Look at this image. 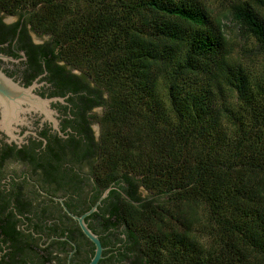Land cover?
<instances>
[{
    "label": "trees",
    "instance_id": "16d2710c",
    "mask_svg": "<svg viewBox=\"0 0 264 264\" xmlns=\"http://www.w3.org/2000/svg\"><path fill=\"white\" fill-rule=\"evenodd\" d=\"M0 10L49 35L53 57L104 106L92 115L97 142L86 127L83 143L97 195L110 188L88 216L102 221L94 232L134 237L155 264H264V0H231L219 16L204 0H0ZM223 18L243 52L262 56L258 72L233 58Z\"/></svg>",
    "mask_w": 264,
    "mask_h": 264
},
{
    "label": "flooded vegetation",
    "instance_id": "af4514ba",
    "mask_svg": "<svg viewBox=\"0 0 264 264\" xmlns=\"http://www.w3.org/2000/svg\"><path fill=\"white\" fill-rule=\"evenodd\" d=\"M49 39L32 30L24 15L0 10V71L19 86L35 83V95L52 99L56 120L54 127L42 114L26 112L22 122L11 121V138L1 129L0 105V264H89L95 253L71 214L88 211L108 189L97 195V176L83 154L85 128L97 142L100 124L92 115L102 114L104 106L94 103L95 95L82 94V82L93 83L53 57ZM67 73L78 74L75 83ZM86 96L93 104L85 110ZM90 214L84 218L88 227L102 226ZM102 229L92 230L102 246L96 264H155L136 248L134 237Z\"/></svg>",
    "mask_w": 264,
    "mask_h": 264
},
{
    "label": "water",
    "instance_id": "95a60500",
    "mask_svg": "<svg viewBox=\"0 0 264 264\" xmlns=\"http://www.w3.org/2000/svg\"><path fill=\"white\" fill-rule=\"evenodd\" d=\"M35 87V83L28 87L19 86L4 76V74L0 71V105L2 106L3 111L1 129H4L6 134H8L11 138L16 137V135L12 132L14 128L10 126L11 121L15 123L19 121L22 122L23 119L21 116H23L26 112H38L43 115L44 119L52 122L54 127L56 126V120L53 117L55 112L49 108V102L52 99L41 98L40 96L35 95L32 91ZM53 100H56V98H53ZM108 190L109 188L103 192L96 205L103 197L106 196ZM96 205L92 206L88 211L84 212L80 216L71 214L72 217L78 221L82 232L95 244V253L89 264H96L102 251V246L97 234L88 227L84 219L86 215L96 209Z\"/></svg>",
    "mask_w": 264,
    "mask_h": 264
},
{
    "label": "rangeland",
    "instance_id": "374dc122",
    "mask_svg": "<svg viewBox=\"0 0 264 264\" xmlns=\"http://www.w3.org/2000/svg\"><path fill=\"white\" fill-rule=\"evenodd\" d=\"M206 4L211 9L212 13H214L216 16L219 15H226V9L227 5L230 4L231 0H204ZM223 22L225 23V31L226 34L229 36V38L232 40V43L234 44L233 47V58H241V61L247 65L250 69H252L254 72L259 71L263 67V58L261 55L253 56L251 54H247V52H243L242 50H245L249 48V45L246 44L245 49H242V46L244 44V41H240L239 37L237 36V28L235 24L229 19V18H223ZM48 37V35H45V37ZM95 127L96 134H98L97 126ZM143 196H147L148 193L146 191H142ZM198 226L194 225L193 229L196 231L197 234H199L201 238V242L205 245H210L211 239L209 238V234H207L208 228L202 227L201 223L197 224Z\"/></svg>",
    "mask_w": 264,
    "mask_h": 264
}]
</instances>
